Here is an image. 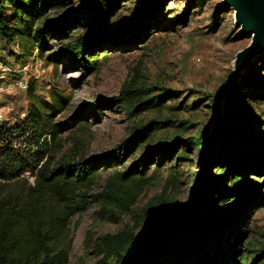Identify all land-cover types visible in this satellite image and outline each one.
I'll use <instances>...</instances> for the list:
<instances>
[{"label": "rangeland", "instance_id": "obj_1", "mask_svg": "<svg viewBox=\"0 0 264 264\" xmlns=\"http://www.w3.org/2000/svg\"><path fill=\"white\" fill-rule=\"evenodd\" d=\"M94 1L52 0L42 23L66 18L68 32L64 38L45 32L41 50L34 45L25 52L16 40L0 38V123L24 121L29 87L46 103L56 92L63 97L52 113L62 145L56 158L76 161L71 153L77 144L84 161H99L101 177L93 191L113 169L134 167L147 178L127 213L109 211L100 218L92 202L71 217L66 264H118L135 240L118 248L108 235L123 231L134 238L149 231L153 223L146 227V210L191 213L199 207L196 194L201 203L224 209L225 192L235 188L232 173L220 175L218 167L235 155L256 153L258 167L247 164L240 173L242 188L253 195L249 205L214 230L241 232L231 256L236 264H264V56L252 55L235 75V55L249 37L220 0H116L108 39L85 50V56L97 54L96 65L86 68L62 45L92 32ZM123 86L128 91L121 95ZM204 137L210 145L200 152ZM114 153L115 161L102 164ZM177 253L176 247L166 264H176Z\"/></svg>", "mask_w": 264, "mask_h": 264}, {"label": "trees", "instance_id": "obj_2", "mask_svg": "<svg viewBox=\"0 0 264 264\" xmlns=\"http://www.w3.org/2000/svg\"><path fill=\"white\" fill-rule=\"evenodd\" d=\"M51 1L0 0V38L16 40L25 52H30L34 45L41 50L46 45L45 32L64 38L68 32L66 18L60 24L42 23ZM89 5L96 21L92 32L62 45L64 52L72 54L86 68L96 65L97 54L85 56V50L108 39L112 25L110 13L116 7V0H95ZM122 25L125 31L127 26ZM126 91L123 86L120 94ZM28 92L24 121L13 125L0 123V264H66L71 217L83 213L92 202L98 205L96 214L100 218H105L109 211L127 213L142 193L147 178L134 167L125 171L113 169L105 176L101 188L93 191L101 177L99 161H84L77 144L71 153L76 161L63 156L56 158L62 145L60 138H56L59 130L52 122V113L63 97L54 92L46 103L34 95L31 87ZM209 145L204 137L200 152ZM124 151H128L126 147ZM260 156V153L246 158L235 155L232 163L218 167L222 171L220 175L232 173L230 187L235 188L225 192L228 196L222 199L226 203L224 209L210 206V202L201 203L202 195L196 194L193 197L199 207L191 213L146 210V227L153 223L149 231L145 228L134 238L123 231L108 235L109 243H116L118 248L125 249L131 239L135 240L133 250L125 258L120 257L118 264H164V261L166 264L176 247L179 258L176 264H236L231 256L241 232L228 236L214 229L219 226L222 229V225L249 205L253 195L242 188L240 173L247 170V164L258 167ZM117 157L114 153L101 159L102 164H110ZM176 231L182 233L172 240ZM184 236L193 237L192 242L180 244Z\"/></svg>", "mask_w": 264, "mask_h": 264}, {"label": "water", "instance_id": "obj_3", "mask_svg": "<svg viewBox=\"0 0 264 264\" xmlns=\"http://www.w3.org/2000/svg\"><path fill=\"white\" fill-rule=\"evenodd\" d=\"M233 9L234 26L249 37V43L236 53V64L242 66L252 55L264 54V0H220Z\"/></svg>", "mask_w": 264, "mask_h": 264}, {"label": "bare ground", "instance_id": "obj_4", "mask_svg": "<svg viewBox=\"0 0 264 264\" xmlns=\"http://www.w3.org/2000/svg\"><path fill=\"white\" fill-rule=\"evenodd\" d=\"M233 10V9H232ZM234 11V10H233ZM235 12V11H234ZM233 65H234V70H235V75L237 74V72H239V69H241L240 67H237V64H236V55H235V58H234V61H233ZM236 77V76H235Z\"/></svg>", "mask_w": 264, "mask_h": 264}]
</instances>
